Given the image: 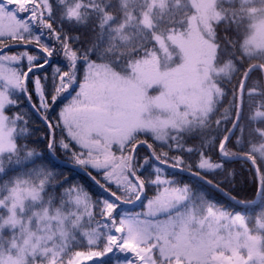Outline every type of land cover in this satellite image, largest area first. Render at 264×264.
<instances>
[{"label":"snow or ice","instance_id":"snow-or-ice-1","mask_svg":"<svg viewBox=\"0 0 264 264\" xmlns=\"http://www.w3.org/2000/svg\"><path fill=\"white\" fill-rule=\"evenodd\" d=\"M58 2L0 0V216L13 228L0 229V264H264L259 121L246 139L237 116L207 149L121 123L100 43L65 23L81 5L65 15ZM234 155L255 173L245 195Z\"/></svg>","mask_w":264,"mask_h":264},{"label":"trees","instance_id":"trees-1","mask_svg":"<svg viewBox=\"0 0 264 264\" xmlns=\"http://www.w3.org/2000/svg\"><path fill=\"white\" fill-rule=\"evenodd\" d=\"M78 3L81 5L79 17L71 21L66 19L65 23L77 28L85 46L95 41L100 43L103 58L96 60L95 66L107 65L125 74L139 60L162 56L157 37L168 39L171 33H182L188 26V19L197 12L192 0H65V3H57V11L66 15L67 9L75 8ZM203 5H206V0ZM203 7L207 11V7ZM216 9L218 15L210 20L205 18L210 30L205 35L214 49L213 109L199 121V126L182 130V140L191 142L197 149L202 146L207 149L216 136L223 135L232 126L237 117L239 91L247 70L256 64L264 67V45L250 44L248 41L254 26L264 17V0H217ZM262 111L264 73L262 68H255L249 74L243 90L240 118L245 126L246 139L256 127L254 121L258 120V127L264 128V116L255 115ZM250 116L252 119H249ZM176 137L181 139L180 133ZM256 139V149L260 155H264V140ZM213 159L217 157L213 155ZM61 167L65 173L87 180L70 163ZM227 168L235 170L237 190L245 195L244 190L253 187L256 178L252 164L234 155L226 163ZM221 176L230 186L227 171L218 174L217 179ZM28 204H32V201H28ZM7 216V212L0 216V229L11 234L12 226L5 223ZM92 264L108 262L106 258H97Z\"/></svg>","mask_w":264,"mask_h":264},{"label":"rangeland","instance_id":"rangeland-1","mask_svg":"<svg viewBox=\"0 0 264 264\" xmlns=\"http://www.w3.org/2000/svg\"><path fill=\"white\" fill-rule=\"evenodd\" d=\"M192 1L197 12L187 21L190 27L182 33H171L168 39L157 37L162 56L135 62L128 74L107 65L95 66L101 85L119 100L116 118L121 123L167 125L169 134L176 135L199 126L213 109L214 49L205 35L210 32L205 18L218 15L217 0H206V5L205 0ZM262 18L256 20L250 44L264 45ZM28 206L31 209L32 204Z\"/></svg>","mask_w":264,"mask_h":264},{"label":"water","instance_id":"water-1","mask_svg":"<svg viewBox=\"0 0 264 264\" xmlns=\"http://www.w3.org/2000/svg\"><path fill=\"white\" fill-rule=\"evenodd\" d=\"M255 68H262V70H263V73H264V67L261 65V64H256V65H253V66H251L248 70H247V72H246V74H245V76H244V78H243V81H242V84H241V87H240V91H239V100H238V112H237V116H241V111H242V101H243V90H244V86H245V83H246V81H247V78H248V76H249V74L251 73V71L253 70V69H255ZM237 118V117H236ZM236 121V120H235ZM235 123V122H234ZM232 158V157H231Z\"/></svg>","mask_w":264,"mask_h":264}]
</instances>
